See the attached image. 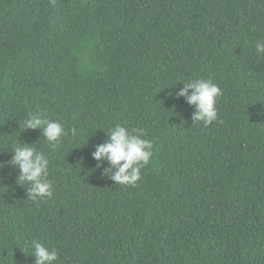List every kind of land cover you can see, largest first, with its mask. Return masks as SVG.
<instances>
[{"label":"trees","instance_id":"trees-1","mask_svg":"<svg viewBox=\"0 0 264 264\" xmlns=\"http://www.w3.org/2000/svg\"><path fill=\"white\" fill-rule=\"evenodd\" d=\"M258 39L264 0H0V264H34L33 241L54 264H264ZM194 79L221 90L208 126L176 95ZM29 114L68 135L23 130ZM116 125L153 145L135 186L92 158ZM25 144L51 198L7 163Z\"/></svg>","mask_w":264,"mask_h":264},{"label":"clouds","instance_id":"clouds-1","mask_svg":"<svg viewBox=\"0 0 264 264\" xmlns=\"http://www.w3.org/2000/svg\"><path fill=\"white\" fill-rule=\"evenodd\" d=\"M258 57H264V39H258L255 44ZM177 97H184L187 104L194 106L192 113L193 122H203L208 126L217 119L216 100L221 95L220 88L211 79H194L184 83ZM43 127V135L49 143L58 142L62 136L68 135L62 123L48 118H41L35 114H29L23 121V130L38 129ZM71 135L75 137L77 130L71 129ZM108 140L98 144L92 153L96 161L107 160L109 167L104 175L115 184L135 186L141 179V169L145 167L152 157V142L142 138V129L129 130L125 126L116 125L109 132ZM12 155L7 163L15 165L19 169V184H29L27 197L51 198L53 189L47 179L49 160L47 156L27 144L13 145ZM99 167V165H97ZM32 255L34 264H54L58 259L55 248L46 247L39 241L32 243Z\"/></svg>","mask_w":264,"mask_h":264}]
</instances>
